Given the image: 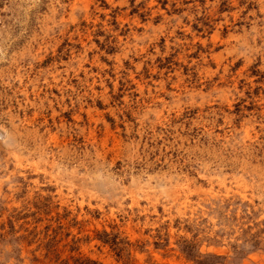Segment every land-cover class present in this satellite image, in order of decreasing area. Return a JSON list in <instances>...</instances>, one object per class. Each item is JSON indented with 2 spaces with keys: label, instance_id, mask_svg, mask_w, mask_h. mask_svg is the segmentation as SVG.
Wrapping results in <instances>:
<instances>
[{
  "label": "rangeland",
  "instance_id": "obj_1",
  "mask_svg": "<svg viewBox=\"0 0 264 264\" xmlns=\"http://www.w3.org/2000/svg\"><path fill=\"white\" fill-rule=\"evenodd\" d=\"M0 264H264V0H0Z\"/></svg>",
  "mask_w": 264,
  "mask_h": 264
}]
</instances>
